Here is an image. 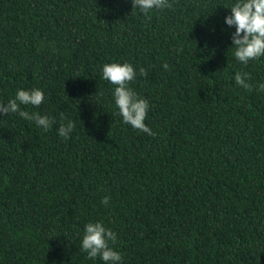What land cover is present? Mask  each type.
I'll return each instance as SVG.
<instances>
[{
	"label": "trees",
	"instance_id": "trees-1",
	"mask_svg": "<svg viewBox=\"0 0 264 264\" xmlns=\"http://www.w3.org/2000/svg\"><path fill=\"white\" fill-rule=\"evenodd\" d=\"M169 2L0 0V103L40 89L20 108L55 120L0 113V264H104L81 250L89 222L116 233L121 264H264V56L235 58V0ZM124 62L154 136L102 79Z\"/></svg>",
	"mask_w": 264,
	"mask_h": 264
},
{
	"label": "clouds",
	"instance_id": "clouds-1",
	"mask_svg": "<svg viewBox=\"0 0 264 264\" xmlns=\"http://www.w3.org/2000/svg\"><path fill=\"white\" fill-rule=\"evenodd\" d=\"M172 7L169 0H132V8L140 9L145 15L153 9L163 10ZM230 9L231 15L225 16L224 22L229 27L235 26V31L231 34L232 46L235 49L234 56L241 64L247 65L250 60L264 56V0H235ZM163 68L168 70L169 65L165 63ZM139 75L147 76L143 67L139 69ZM136 77V69L128 62L106 63L102 67V79L115 86L112 94L123 122L136 130L154 136L155 133L145 124L149 108L148 100L141 98L129 87ZM248 79L250 77L247 73L237 72L234 76L236 85L250 91L252 85L247 82ZM258 89L264 90V83H261ZM43 100L44 93L40 89L30 91L18 89L14 99L9 100L7 104L0 103V113L5 115L18 113L21 118L34 121L38 127L47 130L55 123L53 118L36 112L29 113L20 108V105L39 107ZM61 119H65L63 114ZM74 128L75 123L68 120L66 124H60L58 134L68 139ZM109 201L110 197L105 196L101 203L108 205ZM116 240V233L101 222H89L84 228L81 250L87 253L89 259L99 257L104 264H121L120 253L110 247V243L114 244Z\"/></svg>",
	"mask_w": 264,
	"mask_h": 264
}]
</instances>
